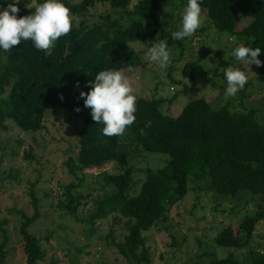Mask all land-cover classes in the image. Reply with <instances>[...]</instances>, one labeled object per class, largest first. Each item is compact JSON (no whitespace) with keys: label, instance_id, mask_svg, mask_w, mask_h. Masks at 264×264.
Returning <instances> with one entry per match:
<instances>
[{"label":"trees","instance_id":"1","mask_svg":"<svg viewBox=\"0 0 264 264\" xmlns=\"http://www.w3.org/2000/svg\"><path fill=\"white\" fill-rule=\"evenodd\" d=\"M14 2L20 9L17 18L35 11L33 0H0V5L7 8L8 3ZM43 2L39 0V3ZM175 2L62 0L70 9L71 17H79L80 21L76 23L72 18L71 31L60 37L49 51L37 50L31 40H22L10 52L0 49L2 128L6 129L10 120L23 131H40L45 126L49 105L61 106L84 123L78 132L77 158L74 161L71 157L70 170L75 173L76 170L100 169L111 163L118 166L116 172H100L103 187L112 185L113 189L95 199V206L89 213L81 215L79 212L86 197L78 191L83 183L80 178L79 182L63 186L64 197L59 201V207L87 223L88 235L94 231L97 220L114 214L115 221L126 218L128 232L123 240L117 241L113 230L108 237L128 264H151L152 253L143 232L156 225L185 197L192 181L197 183L207 179L208 188L225 199L245 190L259 197L253 214H245L239 222L221 229L214 239L217 245L243 247L252 239L257 224L264 221L263 110L237 109L231 100L215 107L202 95L186 104L176 116L163 110L166 101L163 96L139 97L135 122L123 135L108 137L102 133L104 125L93 121L91 109L84 106V99L80 97L81 91H90L86 82L94 80L99 71L144 65L143 51L136 49V43L149 48L167 39L170 45L183 48L185 40L193 36L183 40L172 38L170 26L174 14L168 6ZM199 3L215 28L240 39L247 38L253 48H261L258 59L262 66L258 67V79L264 84V0H199ZM100 5L104 6L100 19L92 22L90 17ZM186 5L187 0H181L178 6ZM206 28L199 27L195 34ZM182 54L180 52L178 58H182ZM229 66L231 64L227 62L222 72L219 67L215 69L213 78L210 77L214 88H224L216 76H224ZM182 73L185 78L192 79L198 73L209 74L201 63L193 60L186 61ZM248 83L249 80L244 89L238 91L241 98L248 96ZM190 89L187 85L179 92L188 93ZM177 98L175 93L170 101ZM149 121L151 126H148ZM153 152L167 154L169 158L165 157L167 161L163 166H147L145 178L136 187L134 176L138 167L133 159ZM30 194L34 212L28 215L19 211L22 215L20 229L26 264H38L45 259L46 250L42 239L29 231V226L41 215L38 197L33 190ZM8 222L0 217L3 235L0 264L7 259ZM203 253L206 258L210 257L204 264H264V249L260 248H251L245 259H240L235 251L224 257H212L207 251Z\"/></svg>","mask_w":264,"mask_h":264},{"label":"rangeland","instance_id":"2","mask_svg":"<svg viewBox=\"0 0 264 264\" xmlns=\"http://www.w3.org/2000/svg\"><path fill=\"white\" fill-rule=\"evenodd\" d=\"M38 3L39 0H33V4ZM180 3L181 0H176L175 4L168 6L174 14L170 26L173 32L180 28L184 8H179ZM5 8L0 5V11ZM103 10L104 6H98L90 17L91 21L100 19ZM72 18L79 23V17ZM201 21L200 27L208 28L186 39L183 48L170 45L165 39L171 50V63L166 69H161L158 63L147 57L148 47L135 44L136 49L143 51L145 64L132 68L131 72L125 68L120 71L129 78L136 101L139 97L163 96L166 99L163 110L176 116L186 104L202 95L215 107L231 100L237 109L250 111L258 108L264 111V84L258 79V67L248 65L246 60L239 61L233 55L235 48L249 45L248 39L218 30L203 9ZM180 52H183L182 58H178ZM192 60L201 63L209 74L198 73L193 79L185 78L182 73L184 64ZM227 62L246 73L248 96L241 98L238 92L235 96H226L227 81L222 75H217L216 80L224 88L212 86L210 77L213 78L217 67L222 72ZM187 85L191 86L188 93L179 92ZM175 93L178 94L177 100L170 101ZM46 115L44 128L37 132L23 131L10 120L6 129L0 126V217L9 221L6 225L9 243L4 264H26L19 211L33 214L31 190L38 197L41 215L29 226V231L42 239L46 250L45 259L38 264H128L108 237L113 230L116 240H123L128 232L126 218L115 221L114 214L97 220L94 231L88 235L87 223L59 207V201L64 197L63 186L79 182L80 178L83 183L78 191L86 197L79 212L81 215L89 213L95 206V199L113 189L112 185L103 187L100 172H116L118 166L111 163L100 169L76 170V174L73 173L70 170L71 157L74 161L77 158L78 132L83 127V120L68 109L52 104ZM165 157L169 158V155L153 152L133 159L138 167L134 176L136 187L145 178L147 166H163L167 161ZM258 201L259 197L249 190L225 199L208 188L207 179L197 183L192 181L185 197L156 225L143 232L152 253L151 264H204L210 259L203 255L204 251L212 257H224L235 251L240 259H245L251 248L264 249V221L257 224L252 239L241 248L219 246L214 241L225 225L239 222L245 214H253ZM2 239L0 233V241Z\"/></svg>","mask_w":264,"mask_h":264},{"label":"clouds","instance_id":"3","mask_svg":"<svg viewBox=\"0 0 264 264\" xmlns=\"http://www.w3.org/2000/svg\"><path fill=\"white\" fill-rule=\"evenodd\" d=\"M17 5L16 2L8 3L7 8L0 11V49L6 52H10L22 40H31L37 50L47 52L72 29L70 9L62 0H44L36 4L34 12L21 18H17L20 11ZM201 12L199 0H187L181 13L180 28L171 34L172 38L183 40L192 37L201 26ZM170 51L167 42L160 40L148 48L147 57L158 63L161 69H166L171 63ZM260 54L261 48H253L251 43L249 46H239L233 52L237 60H246L248 65L255 64L257 67L262 66V61L258 59ZM125 71L131 72V65ZM224 76L227 81L225 94L228 97L235 96L248 82L246 73L239 68L227 67ZM76 86H79V81ZM86 86H90V91H81L80 97L84 99V106L91 109L93 121L104 125L103 135H123L136 120V96L129 78L120 70H102L94 80L87 81ZM75 110L79 112L80 108ZM148 126H151L150 121Z\"/></svg>","mask_w":264,"mask_h":264}]
</instances>
